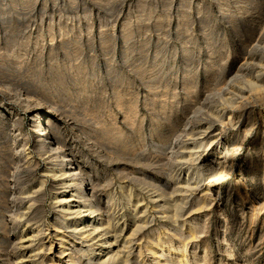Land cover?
<instances>
[{
    "label": "rangeland",
    "instance_id": "obj_1",
    "mask_svg": "<svg viewBox=\"0 0 264 264\" xmlns=\"http://www.w3.org/2000/svg\"><path fill=\"white\" fill-rule=\"evenodd\" d=\"M258 77L264 0H0V264L107 258L51 140L122 235L107 264H264Z\"/></svg>",
    "mask_w": 264,
    "mask_h": 264
},
{
    "label": "bare ground",
    "instance_id": "obj_2",
    "mask_svg": "<svg viewBox=\"0 0 264 264\" xmlns=\"http://www.w3.org/2000/svg\"><path fill=\"white\" fill-rule=\"evenodd\" d=\"M250 83H251V86H252L251 88L253 91H256V92L264 91V82L260 79V77L256 78V80H253ZM240 93L243 95L242 91ZM228 95H229V99L231 101V104L234 107L233 109L235 111L238 108H242L241 102H243V101H241L239 99H235L234 97H232V93H230ZM244 97H245V95H243L242 98H240V99H243ZM48 124L49 123L46 124V127H44L43 130H41L42 125H40L39 131L44 132L46 130L47 126H49ZM36 134H38V133H36ZM60 145L61 144L59 143V141H54V140L50 141V149L52 151H56L58 157L66 160L65 167L63 166L62 168H59L57 170L55 169L53 171L54 176L55 177H63V176H67L71 172L76 173V174H78V178L80 179V181L84 182L85 188H82L81 190H73L76 193H73L70 196L71 197L70 199H69V197H64L61 200H59L58 197H56L55 199L59 203H70L72 201V199H74V198L83 200L84 201L83 204H77L74 208L71 206L64 207L63 210L65 212H73L76 215H81V214H85V213H88V215H93V217L89 218L87 220V222H85V223L83 222V223L79 224V222L77 220H75L74 225L70 228H73L72 230L75 232V235H78L82 238H87L92 233H96V232L102 233V235H100V238H102V237L103 238L100 240V246L101 247H105V246L107 247V250H108L107 258L104 259L103 258L104 256L98 257V255H103L104 253L95 251V253L93 254L94 256H92V258L89 259V263L107 264L108 262H110L112 260L121 259L122 258L121 255L123 254V251H121L123 248V243H122L123 240H121L122 235L121 236L117 235V234H115L116 232L114 234H112L114 231L111 230L112 224H111V221L109 219L110 217L108 215V212L106 210H103L102 208H100V206L98 205L99 200H97L96 195L93 194L92 189L89 188L91 186L89 178H87L86 176L85 177L82 176V173H80L79 168H77V166L74 163H72L74 161L72 154L68 151H65V150L63 151V147H61ZM67 165L68 166L70 165L74 168L69 171V168H66ZM68 176H69V180H70V183H67V184H69L68 188H73L72 186H75L77 184V180L75 179V174H70ZM85 180H86V183H85ZM92 199H93V202H89ZM97 217H99V218H97ZM122 233H123V231L121 232V234ZM33 235H32V237H35V234H33ZM25 237L26 236H22L20 238V241L22 243L21 247L23 249L25 248L23 245V242L27 240L26 239L27 237L26 238ZM28 239H31V238L28 237ZM28 241H30V240H28ZM32 242H33V240H32ZM116 248H117V250L114 251ZM118 248H120L121 250ZM27 251H28L27 249L24 250V254L22 255L23 260H25L26 258H32L33 257V255L27 256V254H28ZM32 254H33V252H32ZM61 254L62 255L65 254V251L63 250L61 252ZM34 257H36V256H34ZM72 261H73V263L76 262V260L74 258H72ZM23 264H25V263H23ZM26 264H34V263L33 262L32 263L26 262ZM36 264H37V262H36Z\"/></svg>",
    "mask_w": 264,
    "mask_h": 264
},
{
    "label": "built area",
    "instance_id": "obj_3",
    "mask_svg": "<svg viewBox=\"0 0 264 264\" xmlns=\"http://www.w3.org/2000/svg\"><path fill=\"white\" fill-rule=\"evenodd\" d=\"M42 129H43V128H42ZM36 135H37V134H36ZM80 188L82 189V188H85V187H84V185H83V187H82V186H80Z\"/></svg>",
    "mask_w": 264,
    "mask_h": 264
}]
</instances>
